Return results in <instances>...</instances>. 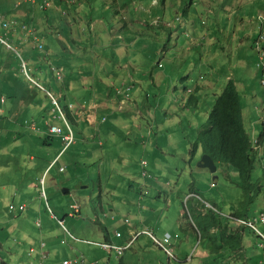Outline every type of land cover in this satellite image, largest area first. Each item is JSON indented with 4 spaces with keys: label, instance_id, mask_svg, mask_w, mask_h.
Masks as SVG:
<instances>
[{
    "label": "rangeland",
    "instance_id": "374dc122",
    "mask_svg": "<svg viewBox=\"0 0 264 264\" xmlns=\"http://www.w3.org/2000/svg\"><path fill=\"white\" fill-rule=\"evenodd\" d=\"M69 1L54 0L50 9L35 13L38 19L42 20L41 29L45 30L44 37L43 34L38 36L40 41L44 43L48 51L49 48L47 47L53 46V54L48 59V62H51L48 64L46 59L44 60L45 54L39 50H34L30 46L32 45L31 42L28 45L25 41L23 43L19 41V36H17L18 38L16 36L8 37L28 63L31 76L48 91H51L53 97L48 94V91L40 90L41 87H39L40 89L30 88L26 82L28 81L27 77L20 69L21 65L16 53L0 44V96H5L15 111V123L9 125L8 128L0 123L3 129V133L0 135V264H63V259L78 260L82 264L83 257L88 263L100 259L102 264H106L108 257L102 250L86 242L97 243L101 241L102 236L106 233V227L111 230L112 235L113 233L116 234V231L122 233L123 239L119 241L125 243L129 238V233L127 223L125 224L124 220L136 212L147 211L144 204L143 209L140 207L141 204H138V207H135L133 211L129 209L130 203L126 201V194L130 192L128 182L133 184L134 191H131V194L139 193L141 185L143 186L146 179L165 182L168 186L164 192L170 196L167 200L171 201L172 196L181 194L185 189L187 193L193 190L197 191V197L189 200L188 209L185 199L183 201L178 199V210L174 205L171 209L164 207L161 211L162 214H147L137 217L141 220L140 224L145 226L150 222H156L163 216L161 227L171 230V235L176 232L172 231L174 227L184 235L186 234L177 226L184 209L187 213L189 210V225L196 229L199 226L203 231L205 230L203 222L206 226L211 225V213L222 222H227L228 216L234 211H242L244 205L247 216L258 217L264 209V153L261 156L258 154L252 175L253 182L261 186V192L253 200H248L246 203L243 202L245 200L243 190L231 183L237 181V173L233 169L219 165L217 172L211 173L209 169L199 167V162L203 157L200 155L201 153L193 158L190 155V149L197 141L199 132L208 120L216 95L219 94L208 90H197V87L200 83L208 85V80L212 78V56L218 65L229 58L230 41L226 39V35L222 31L228 30L230 33V25H226V21L222 20L221 24H217V20L215 23L212 19L213 12L210 14L202 8L209 1L198 0L197 8L190 15L188 12L184 16L187 17L188 22L191 20L190 18L195 17L194 12H197L201 23L204 22L202 28L205 27L208 30L203 28L202 34H207L206 36L211 37L212 28L220 29L222 33L217 34V45L212 43V40L205 39L201 33H198L199 37H197L194 28L201 27L199 22L197 25H188L191 30L190 35L194 38L197 37L198 44L195 51H192V57L188 59V66L184 67L180 61H176V64L170 63L166 71L155 76L149 86L145 79L151 72L148 59L154 65L152 72L156 74L159 72L156 64H162V69L166 66L158 54L160 49L167 48L168 54H170L173 50L176 53L181 52L183 51L181 48L188 45L184 35L188 29L184 27L183 34L174 31V27L179 25L182 19L177 20V15L172 11H167V17L165 19L163 17V19L170 23L169 30L173 36L167 40L162 34V40L146 58H135V60L146 63L144 67L141 66L144 73L130 74L127 72L129 80L126 87L134 85L130 92L142 91L147 101V93L152 91H157L159 96L164 98L161 107L168 111V114L166 113L167 119H161L159 123H156L154 135L163 136L162 145H169V148L164 154L160 151L159 155L162 154L160 159L159 156L144 155L143 152L133 154L125 151L115 155V152L119 153L117 151L120 149L116 147L112 151L109 143H107V138L111 139L115 131L113 117H109L106 122L99 119L102 122L101 126L95 125L93 127L85 121L75 123L69 114L74 110L72 107L75 108L82 102V98L78 95L84 83L81 73L90 72L92 76H96L100 81L101 88L111 86L115 89L116 85L121 83L122 79L107 78L102 80L106 75L101 73L100 64L95 67V62L100 61L95 54L100 50H108L111 56L112 52L121 49L127 50L126 48L130 51H138L133 42L135 39L134 30L142 29L143 31L144 28L141 25L146 26L147 23L142 21L144 16L141 15V12L138 18L131 15L133 10H127L129 0ZM150 1L147 0L144 5L146 6ZM79 2L80 5L72 7ZM18 3L22 5L17 6ZM30 5L26 0H0V34L6 36L5 30L1 26L2 20L16 19V14L26 11L31 7ZM254 6L257 7V19L259 20L260 12L264 13V0H251L248 7L244 9H247L249 14L254 10ZM133 7L132 5L131 8ZM151 12H159L160 16H163V12L158 6ZM120 15L122 18L127 17V25L130 28H126ZM46 17H49V23L46 22ZM247 18L246 15V22ZM257 19L252 18L250 22H253L255 26L259 23ZM258 27L257 25V30L253 26L251 27L253 34L254 32L259 33ZM34 28L36 29V25ZM248 33L247 28L243 29L244 36H247ZM250 54L251 64L249 68H252L250 75L256 78L254 87L262 93L264 87L260 84V78L263 75V67L257 66L258 53H254L251 49L246 55ZM115 61H119V58L115 57ZM51 69H54L55 73ZM228 70L231 71L230 67ZM58 72L63 76L61 81H57ZM5 73H10L16 77V87L12 86L11 80H7L10 78ZM257 74L258 78L256 77ZM201 77L204 79L203 81ZM189 88L197 90L195 95L204 102V106L210 102V107H205L208 114L199 116L182 111L181 104L175 101L176 94L185 95V89ZM152 95L150 101L156 105L153 107V113L154 115H162L163 110L157 106L155 94L152 93ZM168 95L170 100L167 101ZM53 99L57 103H54ZM135 100L139 104L136 107L137 112L143 103L140 99ZM251 101V98L243 97V107L246 102L251 104ZM3 106L6 108V105ZM57 106L61 107L73 128L74 144L65 153H61L63 146L60 138L55 136L49 138L46 132L47 121L55 123L67 131ZM141 111L145 115L151 116L148 108ZM139 113L141 112L139 111ZM123 114L117 113L116 116L128 124L127 121L131 115ZM137 116L140 117L141 115L138 114ZM53 119L58 120L53 121ZM255 119L256 115L253 112L244 117L245 127L250 136L254 133L258 136L261 132V123L257 124L258 130L253 131L252 122ZM30 123H36L41 130H32L29 128ZM101 129H103L102 140H105L104 147L96 145L101 141L98 139L96 142L97 137L94 135V130L96 132ZM149 132H151L150 129L148 134ZM144 145L146 144L143 143L140 146L143 147ZM58 152L61 153H59L61 156L58 155L57 164L49 167L43 175L44 169ZM142 160L147 162H142ZM126 163L130 164L127 165ZM60 164L66 167V173L58 172L57 167ZM212 183H216V186L211 187ZM179 185H184V187ZM117 189L119 193L113 192ZM65 190H69L70 194H66ZM149 192L150 196L157 194L154 188H149ZM118 197L120 199H116ZM113 200L115 205L121 201L119 210L111 207ZM171 201H169L168 206ZM192 202L202 208L200 212L192 208ZM21 203L25 204L24 211L18 210ZM73 204L80 206L81 215L71 216ZM12 205L15 207L14 210L10 209ZM117 214L120 222L114 225L113 218ZM231 223L236 224L234 221ZM100 224L103 226L102 231H100ZM259 227L264 229L261 224ZM197 232L198 238L201 239L198 230ZM241 234V246L244 248V251L241 252L243 257L240 259L233 258L230 262H227V259L220 262L223 264L264 263V241L257 238L249 228L242 227ZM158 238L161 239L160 236ZM196 240L197 237H195V241L189 250V256L193 257V263L215 264L216 262H212L209 249H201L202 247ZM43 243L46 244L44 249H42ZM31 250L34 252L33 257L29 256ZM43 251L50 253L46 260L42 259ZM197 251L202 252L201 256L209 257H198ZM16 255H23V260L19 261ZM111 260L113 264L168 263L163 250L156 247L144 235L140 236L139 240L132 248L126 250L121 258L113 256ZM75 264L79 263L76 262Z\"/></svg>",
    "mask_w": 264,
    "mask_h": 264
},
{
    "label": "crops",
    "instance_id": "0c3cea01",
    "mask_svg": "<svg viewBox=\"0 0 264 264\" xmlns=\"http://www.w3.org/2000/svg\"><path fill=\"white\" fill-rule=\"evenodd\" d=\"M208 1L209 3L206 4L205 7L202 6L203 10L206 12H210V14L211 12H213L212 19H214L215 23H216L215 20H217V24H221V20H222L224 22L226 21V25L228 24L230 25L229 26L230 33L228 30L222 31L225 33L226 39L230 41L229 48H228L229 58L226 61H224L222 64L218 65L216 62H214V56H212V78L208 80V85H204L202 83L198 84L197 90H208V91H211L212 93L214 92L219 93L221 91L222 84L224 83V81L228 79V76H231L236 82L239 88V91L241 92L242 99L244 97V98H251L252 100L251 104H248L247 102L244 104V107H243L244 117L245 115H249L250 112H253L256 115L255 121L252 122L253 124L252 127H253V130L255 129L257 131L258 130L257 124L261 122H260L259 113H257L255 106L260 105L264 107V93H263V90L261 93V91H259L258 88L256 89L254 87V82L256 78L250 75L252 74L251 73L252 68L251 69L249 68L251 64V54L246 55L248 51L251 49H253L254 53L257 51V49L254 48V44L258 36V32L257 33L254 32L253 34L252 32L253 29H251L252 26L256 30H257V25L260 27V22L257 19V15H258V13L256 12L257 7L254 6V10H252V12L248 14L247 9H244V8L248 7L251 0L249 1L239 0L236 2H233L232 0L231 1L215 0L212 2L211 0H208ZM133 4L135 5L136 2H134ZM74 5L75 6H72V7H76L80 5V2L75 3ZM198 5H199V2H197L196 5L190 7L189 15L193 12V10L197 8ZM30 6L31 7H29L26 11L17 13L16 19L19 21V23H22L23 21L28 20V19H32L33 25H36V29H40L42 31V33H40L39 35L43 34V37H44L45 30L44 29L42 30L41 29L42 26H40L42 20L38 19V17L35 14L36 12H34V8H32V5ZM173 6H174L173 4L167 3V0H166L165 7L163 8L164 19L167 17V11L168 12L172 11L175 15L177 14L174 11L177 8V6L174 8ZM137 8L138 9L144 8V4L143 6L139 4L138 6L135 7V9ZM129 9L133 10V8H128L127 10ZM242 9H244V11H241ZM132 12H134V10ZM32 14L34 17L32 16ZM193 15L195 17L190 18L191 20L188 22L186 20L187 17L183 15V19L181 23L174 27V31H176L178 34L179 33L183 34L184 32L182 30L184 29V27H186L188 29V33L190 34L191 30L188 28V25H191V24L197 25L198 22L201 27L194 28V32H197V37H199L198 33H201V34L203 33L204 29L208 31L205 27H203L204 29L202 28V24H204V22L201 23V21L198 18L197 12H194ZM223 15H225V17H222ZM246 15L248 16L247 22H246ZM252 18H256L259 23L255 24L254 26L253 22L252 23L250 22ZM122 21L124 22L123 23L124 25L126 24V28L128 27L130 28V26L127 25L128 24L127 17L126 18L123 17ZM46 22L49 23V17H46ZM245 28H247L249 32L247 36H244L243 34V29ZM168 29L163 30L165 35H168V33H170ZM186 32L187 30L184 33L185 37H186ZM222 32L220 31V29L212 28V33H210L211 37L206 36L207 34H202V35L205 36V39H210L212 40V43L217 45V34L222 33ZM15 36L16 37L19 36V38L17 37L18 40L25 41L29 45L30 40H28L27 38H24L23 36H25V34H23L22 32H17ZM172 36L173 35L171 32L169 39ZM197 37L194 38L193 36H190V39L186 37L188 41L186 42L188 43V45H185L184 47H182L181 49L183 51L181 52L176 53L173 50L172 53L168 54L169 51L167 48H165V51H164L165 54H163V56H161L158 52L160 57L161 58L163 57V60H164V63H166V66H164L165 68L162 69L156 64V67L159 69V72L156 74L152 72L153 70L152 67L154 65L151 64L150 59H148V64L150 66L151 72L145 78L147 81L146 83L150 86L151 81L155 78V76H157L160 73L165 72L167 66H169L170 63L176 64L177 63L176 61H180L182 62L184 67L188 66V63H189L188 59L192 57V51H195V48L198 46L197 41H196ZM134 38L135 39L133 42L134 44H136L138 51H130L128 48H126L127 50L121 49L119 51L117 50V51L112 52L111 56L108 50H100L98 53L95 54V56L100 59L99 62H95V67H97V65L100 64L101 73L106 75L104 76L102 80L107 79V78L122 79L121 83L119 85H116V87H121L124 85L123 88H120L121 93H117L113 88H111V86H108L109 89L104 88V87L101 88L100 81L98 80L96 76H91L90 72L88 73L83 72V74L81 73L83 75V76L81 75L82 81H84L83 88L80 89L79 94H78L82 98V102H81V105L75 106L74 110L70 112L69 115L71 116V119L75 123L80 122V121H82L81 123H83V121H85L86 123H88L89 125L93 127L95 125H98V127L101 126L102 122L99 119H101L103 122H106L108 121L109 117H113L114 119L112 121L115 124L113 126L115 128V131L113 132V136L111 139L107 138V143H109L110 147L112 148V151H114L116 147L120 149L119 151H117L119 153L115 152V155H118L125 151L132 152L133 154L143 152L144 155L149 154V155H153L154 157L159 156V159H160L161 155L166 152L167 148H169V145H166V144L162 145L163 136H160V135L155 136L154 132L149 135L148 130L152 127L154 131L157 125L156 123H159L161 119H167L166 113L168 111L165 108L161 107L164 103V98L162 96L160 97L157 91H152V92L147 93V99H148L147 101L144 98L142 91H139L138 93L130 92L131 89H133L134 85H131L125 88V84H127L129 80L127 78V72H129L130 74L144 73L141 70V66L144 67L146 63L144 61L135 60V58H139V57L146 58V56L150 54L151 51L153 50L152 47L149 45V43H151L153 38L150 34L145 33L144 30L143 31L142 29H139L137 31L134 30ZM30 46L33 48L32 45ZM47 48H49V51L46 50V47H45V50L51 56L53 54L52 53L53 46L50 45ZM141 49H144V50H141ZM115 57H118L119 61H115ZM46 62L48 64V61ZM228 67H230L231 71L228 70ZM167 74H161V75H167ZM5 75L8 78H10L7 80L12 81V86L16 87L15 79L9 76L10 73H5ZM256 77L258 78V74ZM87 80H88V83L86 84ZM201 80L203 81L204 79L201 77ZM27 82L30 88L34 87V85L31 82L29 81ZM190 90H192L193 92L191 94H187V92ZM197 90L192 89V88L185 89V95L176 94L175 101L178 104H181V108L183 112L187 111L195 115L204 116L208 114V111L205 107L206 106L210 107V102L207 103L206 106H204V102L195 95ZM152 93H154L155 98H157V103H158L157 106L159 107V109L161 108L163 110L162 115H154L153 113V110H154L153 107L156 105L154 104V102L150 101V98L153 97ZM127 94H129V98L127 97L126 99ZM169 97L170 96L168 95L167 101L170 100ZM3 98L6 99L5 103L2 102ZM135 99H140L142 100L141 103H143V106L140 107L137 112H136V107L139 106V104L136 102ZM3 105H6V108ZM145 108H148L149 112L151 113V116H148L147 114L145 115L144 113H142L141 110ZM13 110H14V107L10 106L9 100L5 96H0V123L1 125L6 126L8 128L9 125L15 123V118H14L15 111ZM139 111L141 113H139ZM117 113H121V114L124 113L123 115H131L127 121L128 124H125L124 121L120 120L119 119L120 117L116 116ZM138 114H140L141 116L138 117L137 116ZM54 120H58V119H53V121ZM49 123L52 124L53 126L61 127L55 123H52V122H49ZM32 125L34 124L30 123L29 128H31L32 130H35L33 129ZM102 132H103V129L96 131V132L94 130V135L97 137L96 142L99 139L101 141L102 146L100 145V143H97L96 145L100 147L105 146L104 145L105 140L104 141L102 140L103 139L102 138L103 135L101 134ZM2 133H3V129L0 126V135ZM48 137L51 138L53 136H50L48 134ZM55 137L60 138L61 144L63 146L61 137L60 136H55ZM143 143L146 145L141 147L140 145L141 144L143 145ZM160 151L162 152L161 155H159ZM59 153L60 152H58V154L51 161V163L44 169L43 175L47 172V169L49 167H53L57 164L58 162L56 161L57 157L61 156L60 155L61 153H65V151H63V147H62L61 153L60 154ZM164 162L167 163L166 160H164ZM126 164L129 165L130 163H126ZM60 168H64L63 171H60ZM57 170L59 173H66V167L64 165H61V164L58 165ZM128 184H130L129 185L130 192L129 194H126L127 196L126 201L130 203V206H128L129 209L133 211L135 207H138V204H139L138 202L140 201L141 209H143L145 205V208H147V211L140 212V213L136 212L134 215H131V217L126 218L125 220L128 219L130 221L129 224H126L124 220V223L128 226L129 238L127 241L133 238L134 233L138 231L140 232L146 228H150L157 237L160 236L161 238L167 233L171 234L172 233L171 230L161 227L163 216L157 219L156 222L154 223L150 222L149 224L145 226L143 224H140L141 220L137 217L147 215V214H152V215L162 214L161 211L164 207H167V208L170 207L171 209L174 205L176 206L178 210V199H181L183 201L184 199L187 198V196L190 193H193V194L197 193V191H194V190L187 193L186 192L187 190L185 189L181 194L179 195L175 194L174 196H172V201H171V200H167V198L170 196L166 195L164 192L166 189V186H168L167 183L165 182L161 183L159 182V180H156V179L144 180L143 185H145V187H148V190L149 188H154L157 191L156 195H151V196H150V192L147 196H141L140 195L141 189L139 190V193L134 192L131 194V191H134V189L132 188L133 184L131 182H128ZM118 185H120V183H118ZM179 186L184 187V185H179ZM141 188H142V185H141ZM113 192L119 193V190L117 189V190H114ZM65 193L70 194V191L66 190ZM116 199H120V197ZM169 201H171V204L168 206ZM119 203H121V201H118V203L115 205V201L113 200L111 207H114V209L119 210L120 209ZM24 205H25L24 203H21L18 206V208ZM191 206L193 209H196L198 207V204H196L195 202H192ZM22 211H24V209ZM183 215L184 213L181 215V217H179V220H178L179 222L177 226L180 227L186 234L184 235L182 232H179L175 227L173 228L172 231H176L175 234H179V241H177L178 243H175V253H176L177 260L168 261L167 264H189V263L198 264V263H193V258L189 256V250L195 241V237H197L196 242H198L199 245L202 247L201 249H205L206 247L205 243L200 242V238H198L196 231L194 230L193 227L189 225L188 221L184 219ZM98 219H99V216H98ZM118 222L120 221L118 219V214H117L113 218V224L115 225ZM100 225H101L100 231H102L103 226L102 224ZM151 225H154V226L152 227ZM174 225H175V220H174ZM105 229H106V233L104 234V236L100 235L103 237V239L99 242L112 241L113 243L118 244V245L124 244L119 241L120 239H123V235L120 239H118V238H115L114 233L113 235L110 233L111 230H108L106 227ZM139 238L136 240V242L139 240ZM86 243L99 247L98 245L93 244L92 242L91 243L86 242ZM100 249L108 257L106 264H113L111 259L113 258L114 255L109 254L108 252L104 251L102 248ZM197 254H198V257H200L202 255V252L197 251ZM49 256H50V253H49ZM206 257H209V256H206ZM206 257H203V258H206ZM16 258L19 261H21V259L23 260V255H16ZM67 260L69 259H63V262ZM97 260H99L100 263L102 264L100 259H97ZM5 264H9V263H5ZM161 264H164V263H161ZM261 264H264V263L261 262Z\"/></svg>",
    "mask_w": 264,
    "mask_h": 264
},
{
    "label": "trees",
    "instance_id": "16d2710c",
    "mask_svg": "<svg viewBox=\"0 0 264 264\" xmlns=\"http://www.w3.org/2000/svg\"><path fill=\"white\" fill-rule=\"evenodd\" d=\"M194 1L195 0H167V3L173 4V8L177 6V8L174 10L175 12L186 14L188 13L191 4H193ZM232 1L236 2L239 0ZM134 2H136L135 5L133 4ZM146 2L147 0H129L127 7L131 8V6L134 5V12H132L131 15H135L139 18L138 15L141 12V15L144 16L142 21L144 23L146 22L147 25H141V27L144 28L143 30L145 33H148L152 36L153 40L151 43H149V45L152 47V49H154L158 46L160 40H162L161 36L164 34L163 30L168 28L160 26L158 29L155 22L156 20H159L160 22L163 19V16H160L159 12L154 13L151 11H153V9L158 6L163 12L166 0H151L146 6L144 5V8L135 9L137 3L143 6V4ZM168 31L170 32L168 35L164 34L165 39L167 40L171 34L169 29ZM21 42L23 43V41ZM0 44L5 46L1 41ZM164 51L165 48L160 49L158 52L161 56H163ZM16 56L19 60V64L21 65L19 56L17 54ZM45 59L46 58L44 57V60ZM161 59L163 60V57ZM157 65L159 66L160 64ZM20 69L22 71L21 66ZM9 76L13 77L16 82L15 76L12 74ZM242 100V95L236 82L233 78L228 76V79H226L222 84L221 91L218 95H216L215 103L212 106L207 122L199 132L197 141L190 149V155L192 158L196 155H199L200 153V155H209L214 160L217 167L220 165L226 168H231V170L233 169L237 173V181L231 183L243 190L245 194V200L243 202L246 203L248 200H253L255 196L261 192V186L253 182L252 175L255 169V162L258 152H254L251 148V136L245 127ZM259 142L264 143V127L259 135ZM140 189L141 191L147 192L148 187ZM140 195L142 196L143 194ZM201 209L202 208L198 205V207L194 210L200 212ZM231 216L235 218L249 217L246 215L244 205L242 211H234ZM202 224H204V231L199 228V226H197V229L194 226L193 228L197 235V230L199 231V235L201 237L200 242L205 243V249H209L212 262H216L215 264H223L220 262L221 260L227 259V262H230L233 258L240 259L243 257V254L241 253L244 251V248L241 246L242 227L234 226L229 218L227 222H222L212 213L211 225L206 226L204 222Z\"/></svg>",
    "mask_w": 264,
    "mask_h": 264
},
{
    "label": "clouds",
    "instance_id": "9594fccd",
    "mask_svg": "<svg viewBox=\"0 0 264 264\" xmlns=\"http://www.w3.org/2000/svg\"><path fill=\"white\" fill-rule=\"evenodd\" d=\"M27 1V0H26ZM41 1V0H40ZM39 0H37V2H40ZM197 2H199V1H197V0H195L194 2H193V4H191V7L192 6H194V5H196L197 4ZM27 3H30V2H27ZM31 4V3H30ZM22 4L21 3H18V5L17 6H21ZM32 5V7L34 8V12H36V11H41V10H39L38 9V7H37V5H35V4H31ZM50 9V8H49ZM47 11V10H46ZM43 12V11H42ZM189 12V11H188ZM177 14V17H176V19H178V20H180V19H183V15L184 14H182V13H180V12H176ZM32 16H33V14H32ZM34 17V16H33ZM34 19V18H33ZM2 23H1V26H2V29L3 30H5V35L7 36H4V35H2V34H0V41L2 42V44H4L8 49H10V50H12V51H14L18 56H19V58H20V62H21V67H22V71H23V74L27 77V79H28V76H27V74L31 77V78H33L32 76H31V74H30V72H29V67H28V63L25 61V59L23 58V56L21 55V53L16 49V47L9 41V39H8V37H14V35H16V33L17 32H22L23 34H25V36H23L24 38H27L28 40H30V42H31V44H32V46L34 47V49L35 50H39L41 53H43V54H45V58H46V61H48V57L50 58V55L48 54V52H46V50H45V45H44V43L43 42H41L40 41V39H39V34L40 33H42V31H40L39 29H35L34 28V25H33V20L32 19H28V20H25V21H23L22 23H19V21L17 20V19H15V18H13V19H10V20H2L1 21ZM7 22H14L15 24L11 27V28H5V23H7ZM259 22H260V27H259V33H258V36H257V38H256V40H255V44H254V48H256L257 49V51H256V53H258V55H259V61H258V63H257V66L258 67H263V75H262V77L260 78V84L262 85V82H261V79L264 77V60H262L261 59V54H260V51H259V49L257 48V42H258V40H259V38H260V36L262 35V34H264V13H260V15H259ZM156 26L157 27H160V26H163V27H166V28H170V23L169 22H167V20H164V19H162L160 22H159V20H156ZM26 26V28L25 29H23L22 27L23 26ZM27 35H28V37H27ZM190 34L188 33V32H186V37L187 38H189L190 39ZM4 41H7V43H9L10 45H11V47L10 46H8L6 43H4ZM194 41V40H193ZM40 46L42 47V48H40ZM263 47H264V40H263ZM165 54V53H164ZM23 61H24V63L26 64V67L25 68H23ZM261 62H263V64L262 65H259ZM49 63V62H48ZM159 67L161 68V64L159 65ZM52 71H53V73H55L54 72V69H51ZM25 71L27 72V74L25 73ZM61 74V73H60ZM230 78H232L231 76H230ZM34 80H36L35 78H33ZM63 79V76H62V74H61V78H58V80L57 81H61ZM28 81L30 82V80L28 79ZM38 83H39V85L41 86V88L42 89H40L38 86H35L34 85V87L35 88H38V89H40V90H42V91H48L38 80H36ZM263 86V85H262ZM124 87V85L122 86V87H116L114 90L117 92V93H121V89L120 88H123ZM125 87H126V84H125ZM128 90H130V89H128ZM193 91L192 90H190V91H188L187 92V94H191ZM48 93H50L51 94V91H48ZM127 97L129 98V94H127V96H126V99H127ZM72 109H74L73 107H72ZM255 109H256V111H257V113H259V116H260V122L262 123V129H263V127H264V119H263V117H264V113H262V112H264V107L263 106H260V105H256L255 106ZM211 112V111H210ZM66 118H67V120H68V123H69V125H70V127H71V129H72V131H73V128H72V126H71V124H70V122H69V119H68V117L66 116ZM70 118H71V116H70ZM64 123H65V121L63 120V119H61ZM245 122V121H244ZM65 126H66V128H67V125H66V123H65ZM60 128H62V127H60ZM63 129V128H62ZM262 129H261V131H262ZM150 130H151V132H149V135L150 134H152L153 133V129H152V127L150 128ZM255 130V129H254ZM253 130V131H254ZM63 131L64 132H66L64 129H63ZM256 131V130H255ZM46 132H47V134H49L48 133V128L46 129ZM261 133V132H260ZM260 133H259V135H260ZM72 134H73V132H72ZM50 136H60L61 137V139H62V136L63 135H51V134H49ZM259 135L258 136H256V134L254 133L252 136H251V148H252V150L254 151V152H258V154H259V156H261L263 153H264V149H263V142L262 143H260L259 142ZM254 138H256L257 139V143H256V145L253 147V139ZM63 142V141H62ZM74 144V143H73ZM72 145V144H71ZM71 145H69L68 147H65V144L63 143V151H66ZM100 145L102 146V144H101V142H100ZM142 162H147L146 160H143ZM55 164V163H54ZM217 166V165H216ZM64 169V168H63ZM63 171V170H62ZM147 180V179H146ZM216 186V183H212L211 184V187H215ZM145 187V185H143L142 186V188H144ZM148 192H149V190H147V192H145V191H141L140 192V194H143L142 196H147L148 195ZM195 197H197V195H196V193H190L188 196H187V198L185 199V201L188 203V201L190 200V199H192V198H195ZM140 204V203H139ZM208 205V204H207ZM13 206V205H12ZM74 206H77L78 207V211H76L75 210V208H74ZM72 209H73V213L71 214V216L72 217H75L76 215L78 216V215H81V208H80V206L78 205V204H73L72 205ZM187 209H188V205H187ZM18 210H19V208H18ZM184 219L185 220H189V211H188V213H187V211H186V209H184ZM232 214H230L229 216H228V218H229V220L232 222V221H234L235 223H236V220L237 219H243V220H245V219H251V218H254V217H248V218H235V217H232L231 216ZM255 217H257V216H255ZM128 221V222H127ZM125 223H127V224H129L130 223V221L127 219V220H125ZM192 225V224H191ZM234 226H236V227H244V228H248V227H245V226H240V225H237V223L236 224H233ZM193 226V225H192ZM250 229V228H249ZM251 230V229H250ZM146 232V231H149L150 233H152V236L153 237H151V236H149V235H147V234H143V232ZM253 232V231H252ZM117 233H120V232H116V234H115V238H118V239H120L121 237H122V233H120L121 234V237H118L117 236ZM254 233V232H253ZM147 236L153 243H154V245L156 246V247H158L159 249H161V250H163V252L166 254V256H167V259H168V261H173V260H177V257H176V253H175V243L179 240V234H174V235H171L170 233H167V234H165L161 239H159L155 234H154V232L150 229V228H146V229H144V230H142V231H138V232H136V233H134L133 234V238L131 239V240H129V241H127V242H125L123 245H118V244H115V243H113L112 241H106V242H99V243H93V244H96V245H98L100 248H102V246H101V244H114V245H117V246H127L129 243H131L132 242V244L130 245V247L128 248V249H130V248H132V246L135 244V242H136V240L140 237V236ZM167 235H169L170 236V242L169 243H165V239H166V236ZM254 235L257 237V238H259L255 233H254ZM71 237L73 238V236L71 235ZM260 239V238H259ZM157 241V242H156ZM89 243H91V242H89ZM43 244H44V246H43ZM42 244V249H44L45 247H46V244L45 243H43ZM103 249V248H102ZM128 249H126V250H128ZM165 249H169V250H171L172 251V256H170L168 253H167V251L165 250ZM104 251H107V252H109L111 255H114V256H116L112 251H108V250H105V249H103ZM43 253H47L48 254V256L46 257V258H43V256H42V259L43 260H46V259H48L49 258V253L48 252H46V251H43L42 252V255H43ZM34 255V252H33V250H31V252H30V254H29V256L30 257H32ZM117 257V256H116ZM84 259H85V263L86 264H91V263H94V262H96V261H98V263L99 264H101L100 263V261L99 260H96V261H94V262H91V263H88L87 261H86V258L85 257H83ZM117 258H121V257H117ZM193 258V257H192ZM67 261H69V260H67ZM64 263V262H63ZM79 264H80V262H79Z\"/></svg>",
    "mask_w": 264,
    "mask_h": 264
},
{
    "label": "built area",
    "instance_id": "2783aa9c",
    "mask_svg": "<svg viewBox=\"0 0 264 264\" xmlns=\"http://www.w3.org/2000/svg\"><path fill=\"white\" fill-rule=\"evenodd\" d=\"M60 2H70L69 0H58ZM27 2H30L31 4H35L37 5L38 9L41 10V11H46L48 10L49 8L52 7L53 5V2L54 0H41L40 2H37V0H27ZM178 20V19H177ZM15 23L14 22H7L5 23V28H11ZM23 29L26 28V26L24 25L22 27ZM263 40H264V34H262L257 42V48L259 49L260 51V54H261V59L264 60V47H263ZM4 43H6L8 46L11 47V45L9 43H7V41H4ZM40 48H42L40 46ZM263 62H261L259 65H262ZM26 67V64L24 63L23 61V68ZM25 73L27 74V72L25 71ZM59 74V75H58ZM58 78H61V74L58 72ZM28 79L30 80V82L35 85V86H38V87H41L39 85V83L34 80L33 78H31L28 74ZM261 82H262V85L264 87V77L261 79ZM51 97L52 94L48 93ZM2 102L5 103L6 102V99L3 98L2 99ZM53 102L54 103H57V101L55 99H53ZM57 110L58 112L60 113V118L63 119L67 125V131L64 132L62 128L58 127V126H53L52 124H50L49 122H46V126L48 128V133L51 134V135H63L62 136V141L63 143L65 144V147H68L69 145L73 144L74 143V138H73V134H72V129L68 123V120L63 112V110L61 109L60 106H57ZM264 119V117H263ZM34 125H32L33 129L35 130H38L40 131V128L37 127V125L35 123H33ZM257 143V139L254 138L253 139V147L256 145ZM63 168H60V171H62ZM144 175H146V173H144ZM75 210L78 211V207L77 206H74ZM11 210H14L15 207L14 206H11L10 207ZM24 209V206H20L19 207V210L22 211ZM128 222V221H127ZM236 223L237 225H240V226H245V227H248L250 228L261 240L264 241V229L262 230L260 227H259V224H261L263 227H264V209L260 212V215L258 217H254V218H251V219H237L236 220ZM38 225H40V223H37ZM143 234H147L151 237L152 236V233H150L149 231H144ZM117 236L118 237H121V234L120 233H117ZM157 242V241H156ZM170 242V236L167 235L166 236V239H165V243H169ZM132 244L129 243L127 246H117V245H114V244H101L102 248L105 249V250H108V251H112L117 257H122L124 255V252L126 251V249H128L130 247V245ZM44 246V244H43ZM167 251V253L172 256V251L169 250V249H165ZM43 258H46L48 256L47 253H43ZM79 263V261L75 260V261H64L63 264H75V263ZM82 264H86L85 263V259L83 258L82 259ZM91 264H99L98 261L94 262V263H91Z\"/></svg>",
    "mask_w": 264,
    "mask_h": 264
},
{
    "label": "water",
    "instance_id": "95a60500",
    "mask_svg": "<svg viewBox=\"0 0 264 264\" xmlns=\"http://www.w3.org/2000/svg\"><path fill=\"white\" fill-rule=\"evenodd\" d=\"M199 167L207 168L210 170L211 173L217 172V166L214 160L209 155H203L201 161L199 162Z\"/></svg>",
    "mask_w": 264,
    "mask_h": 264
}]
</instances>
